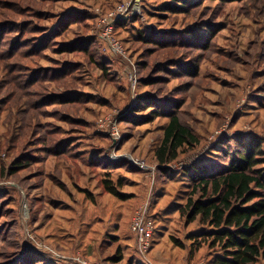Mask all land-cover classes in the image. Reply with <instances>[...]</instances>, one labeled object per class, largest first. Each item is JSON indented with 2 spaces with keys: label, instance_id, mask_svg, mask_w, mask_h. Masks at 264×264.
Segmentation results:
<instances>
[{
  "label": "rangeland",
  "instance_id": "rangeland-1",
  "mask_svg": "<svg viewBox=\"0 0 264 264\" xmlns=\"http://www.w3.org/2000/svg\"><path fill=\"white\" fill-rule=\"evenodd\" d=\"M130 1L0 0V264L213 262L203 225L182 214L183 173L227 164L240 141L264 149V0H144L115 25L116 51L105 31ZM164 108L197 142L160 165ZM144 203L156 222L147 258L130 232Z\"/></svg>",
  "mask_w": 264,
  "mask_h": 264
},
{
  "label": "trees",
  "instance_id": "trees-1",
  "mask_svg": "<svg viewBox=\"0 0 264 264\" xmlns=\"http://www.w3.org/2000/svg\"><path fill=\"white\" fill-rule=\"evenodd\" d=\"M175 1L183 4L184 9L196 6L186 0ZM191 37L192 41L197 39L195 35ZM177 40L173 37L154 42L165 45ZM146 103L144 107L153 108L154 115L161 113L158 102ZM164 109L163 113L168 111ZM174 112H167L170 121L156 153L160 165L178 159L185 147L197 142L191 128ZM68 146L65 141L55 146L54 151L59 155L72 151ZM229 150L226 152L230 157L227 164L211 169L208 164L201 163L183 173L190 179L191 192L181 211L187 216L188 224L199 220L203 225L195 235L202 238L199 247L206 244L216 251L212 264H259L264 261V168L258 167L264 165V149L259 140L251 139L240 141L239 149L233 153ZM117 186H121L120 181L118 185L110 179L103 181L106 192L122 197ZM192 240L196 241V236H192ZM39 258L34 255L24 264L42 262Z\"/></svg>",
  "mask_w": 264,
  "mask_h": 264
},
{
  "label": "built area",
  "instance_id": "built-area-1",
  "mask_svg": "<svg viewBox=\"0 0 264 264\" xmlns=\"http://www.w3.org/2000/svg\"><path fill=\"white\" fill-rule=\"evenodd\" d=\"M143 1L144 0H131L126 7L119 6L117 11H114L113 13L111 12L110 15L113 16V18L110 23L111 26H107L106 28L105 36L108 37L109 43H111L116 51H119V46L117 42L111 38V33L115 25L128 17L138 16L141 13ZM101 126L103 127V125ZM111 127L108 128L110 136H113L115 142H120L122 136L121 134L119 135V130H117L115 126L111 130ZM141 168L145 170L148 169L144 166ZM130 230L136 238L137 250L139 254L142 257L147 258L153 249L154 236L156 233V222L151 211L150 203H144L136 208L130 222ZM60 259H63L64 261H73L76 264H101L92 263L85 259L74 257H61Z\"/></svg>",
  "mask_w": 264,
  "mask_h": 264
},
{
  "label": "crops",
  "instance_id": "crops-1",
  "mask_svg": "<svg viewBox=\"0 0 264 264\" xmlns=\"http://www.w3.org/2000/svg\"><path fill=\"white\" fill-rule=\"evenodd\" d=\"M130 232H131V231H130ZM131 234H132V232H131ZM135 243H136V242H135ZM126 247H129V246L126 245ZM127 251H128V250H127ZM130 251H131V248H130Z\"/></svg>",
  "mask_w": 264,
  "mask_h": 264
}]
</instances>
